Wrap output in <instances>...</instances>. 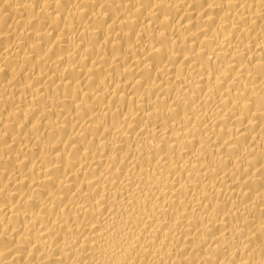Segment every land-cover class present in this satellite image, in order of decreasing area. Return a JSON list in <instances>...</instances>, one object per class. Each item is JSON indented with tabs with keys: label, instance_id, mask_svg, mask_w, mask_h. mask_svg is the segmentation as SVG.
<instances>
[{
	"label": "bare ground",
	"instance_id": "6f19581e",
	"mask_svg": "<svg viewBox=\"0 0 264 264\" xmlns=\"http://www.w3.org/2000/svg\"><path fill=\"white\" fill-rule=\"evenodd\" d=\"M0 264H264V0H0Z\"/></svg>",
	"mask_w": 264,
	"mask_h": 264
}]
</instances>
